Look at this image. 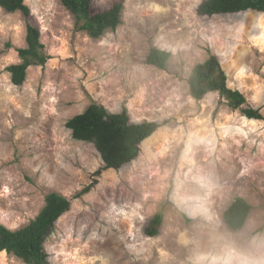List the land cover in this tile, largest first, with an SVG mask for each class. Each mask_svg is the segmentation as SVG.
<instances>
[{"label": "rangeland", "instance_id": "1", "mask_svg": "<svg viewBox=\"0 0 264 264\" xmlns=\"http://www.w3.org/2000/svg\"><path fill=\"white\" fill-rule=\"evenodd\" d=\"M203 1L91 0L93 13L123 5L100 38L76 31L59 0H25L28 16L0 7V224L25 226L51 192L68 199L47 264H264V14L200 15ZM28 27L45 61L16 86L6 68ZM152 48L170 54L165 69L145 64ZM211 55L260 119L217 92L190 95L186 80ZM93 103L158 124L118 169L100 170L93 144L65 127ZM237 198L251 210L233 231L223 212ZM0 264L25 263L1 251Z\"/></svg>", "mask_w": 264, "mask_h": 264}, {"label": "trees", "instance_id": "2", "mask_svg": "<svg viewBox=\"0 0 264 264\" xmlns=\"http://www.w3.org/2000/svg\"><path fill=\"white\" fill-rule=\"evenodd\" d=\"M61 5L75 18V30L85 32L91 38H100L107 31H115L121 24L122 3H117L102 12L91 11V0H59ZM0 7L8 12L30 13L25 0H0ZM246 11L264 13V0H204L198 7L200 15H229ZM40 35L28 27L26 45L18 48L20 62L7 67L11 82L18 86L25 80L27 69L32 65H43L45 56ZM170 54L158 48L149 50L145 64L153 68L165 69ZM226 74L221 69L216 56L211 55L197 63L187 81L190 95L200 99L207 92H217L232 109H238L248 119H260L256 110L246 102L237 90L226 86ZM158 124L155 121L131 122L125 110L110 113L103 106L90 104L82 113L66 121L65 127L71 131L74 140L93 144L104 166L100 169H118L137 157L141 142L149 137ZM84 189L81 193H84ZM45 204L39 213L23 227L10 230L0 224V252L14 255L25 264H47L48 253L45 241L53 233L55 223L70 209V201L64 196L51 192L46 195ZM250 205L237 198L224 212L223 219L233 231L243 228ZM162 214L153 216L145 228V234L154 237L159 234Z\"/></svg>", "mask_w": 264, "mask_h": 264}, {"label": "clouds", "instance_id": "3", "mask_svg": "<svg viewBox=\"0 0 264 264\" xmlns=\"http://www.w3.org/2000/svg\"><path fill=\"white\" fill-rule=\"evenodd\" d=\"M262 14H264V13H262Z\"/></svg>", "mask_w": 264, "mask_h": 264}]
</instances>
